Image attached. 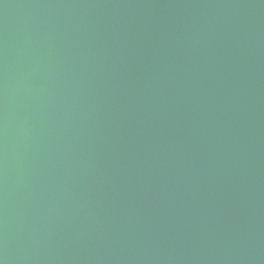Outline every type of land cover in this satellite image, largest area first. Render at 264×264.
I'll list each match as a JSON object with an SVG mask.
<instances>
[{
	"label": "water",
	"instance_id": "1",
	"mask_svg": "<svg viewBox=\"0 0 264 264\" xmlns=\"http://www.w3.org/2000/svg\"><path fill=\"white\" fill-rule=\"evenodd\" d=\"M0 264H264V0H0Z\"/></svg>",
	"mask_w": 264,
	"mask_h": 264
}]
</instances>
